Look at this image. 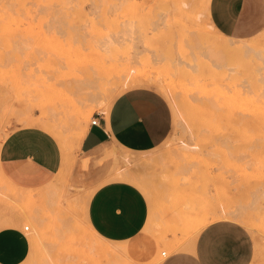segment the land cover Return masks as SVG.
Wrapping results in <instances>:
<instances>
[{
    "label": "rangeland",
    "instance_id": "1",
    "mask_svg": "<svg viewBox=\"0 0 264 264\" xmlns=\"http://www.w3.org/2000/svg\"><path fill=\"white\" fill-rule=\"evenodd\" d=\"M185 1L188 4L181 3ZM200 1L207 2L0 0V140L8 129L32 126L22 121L27 115L50 114L68 131L64 140L47 131L62 151L66 172L59 180L54 176L38 189L20 190L0 177V192L30 196L20 202L0 193V227L19 223L23 230L29 226L30 252L22 264H152L154 258L164 256L162 252L171 255L184 244L183 249L204 212L219 213L223 207L249 230L256 264H260L264 249V59L250 52L233 60L226 57L223 67L225 63L234 67L232 73L209 60L207 47L218 37L212 34L207 7L195 9ZM231 39L230 43L255 41L264 46V25L251 35ZM180 63L190 75H184ZM174 64H179V70ZM141 72L166 85L165 91L154 84L136 85L155 89L168 102L172 126L166 139L145 152L121 150L114 144L81 152L80 130L113 97L133 88L123 82ZM195 78L205 89L193 87ZM103 84L110 89L108 95L99 91ZM44 101L48 103L42 106ZM121 155L130 157L129 164ZM90 156L87 168L81 166ZM110 181L143 184L153 192L147 222L152 221L151 228L143 238L113 242L97 237L88 220V204L94 187ZM54 192L57 201L53 204L49 200ZM81 193L85 202L78 205ZM27 209L37 211L39 224L26 216ZM171 211L175 216L182 213L183 226L175 221L180 216L173 217ZM64 221L71 226L61 230ZM118 244L128 245L132 261L124 256L110 259Z\"/></svg>",
    "mask_w": 264,
    "mask_h": 264
},
{
    "label": "crops",
    "instance_id": "2",
    "mask_svg": "<svg viewBox=\"0 0 264 264\" xmlns=\"http://www.w3.org/2000/svg\"><path fill=\"white\" fill-rule=\"evenodd\" d=\"M207 11L212 24L229 38L235 35H251L264 25V0H230L227 15L221 10L220 0H209ZM146 92L159 96L169 112L167 127L162 123L155 133L145 130L139 118L135 116V101L142 98ZM95 116L98 120L97 124L90 123L85 128L84 137L79 144L81 152H91L108 144H114L125 151L145 152L160 145L168 136L172 126V113L165 97L155 89L144 86L135 85L119 93L112 100L107 113L96 112L93 117ZM30 131L31 126L7 130V135L5 134L0 140V171L4 178L17 188L33 190L46 185L57 175L62 165V151L59 149V157L53 158L42 149L33 146L29 154L25 145L32 143L28 135ZM6 141L8 146L4 147ZM91 159V156L84 158L81 166L87 168ZM94 188L98 191H94L89 201L87 216L95 232L100 237L113 242L129 241L138 237L148 222L149 206L147 204L144 206L142 223L140 199L123 196L129 188V183L102 182ZM116 192L121 193L126 208L125 216L119 221L112 220L107 215V208ZM220 220L231 221V219ZM246 230L250 243H241L239 254L233 248L226 251L223 256H211L206 259H243L246 255L254 254V241L249 230L247 228ZM27 232L21 229L19 223L0 227V264H22L26 260L30 252ZM191 251L195 256L194 247Z\"/></svg>",
    "mask_w": 264,
    "mask_h": 264
},
{
    "label": "snow or ice",
    "instance_id": "3",
    "mask_svg": "<svg viewBox=\"0 0 264 264\" xmlns=\"http://www.w3.org/2000/svg\"><path fill=\"white\" fill-rule=\"evenodd\" d=\"M220 3L222 12L227 15V6L230 4V0H220ZM134 107L135 116L139 118L142 127L148 132H157L162 123L167 127L170 119L169 112L162 104L159 96L146 92L142 95V98L135 101ZM109 119L111 121V115ZM28 135L32 142L31 145H25L29 154L34 146L42 149L53 158L59 157V143L46 129L41 127L39 122L31 126V131ZM7 146L8 141L4 144V147ZM185 148H187V145H185ZM128 183L129 188L123 193V196L125 198L140 199L141 222L143 223L144 206L145 204L149 207L153 206L154 194L150 189H146L143 184H133L130 181ZM94 190L98 191V189ZM125 214L126 208L122 202L121 193L116 192L113 195L110 206L107 208V215L112 220L119 221ZM150 228L151 224L149 222L141 230L140 237L143 238L150 231ZM28 235L30 239V233ZM245 242L250 243V238L247 237V230L240 221H221L209 218L199 223L183 249L175 251L171 255L165 253L163 257H156L152 261V264H256L255 254L251 256L246 255L243 259H206V257L211 256H223L226 251H230L233 248L239 254V246ZM193 247L195 249V256H193L191 251ZM260 264H264V249L261 251Z\"/></svg>",
    "mask_w": 264,
    "mask_h": 264
},
{
    "label": "bare ground",
    "instance_id": "4",
    "mask_svg": "<svg viewBox=\"0 0 264 264\" xmlns=\"http://www.w3.org/2000/svg\"><path fill=\"white\" fill-rule=\"evenodd\" d=\"M208 1L209 0H207V2H206V4H204V2H202V1H200V2H198L196 5H195V9H199V8H202V6H205V7H207V9H208ZM182 4H188V2H181ZM12 9V8H11ZM29 9V8H28ZM192 9H193V7H192ZM206 9V10H207ZM16 13H18V12H16ZM207 14H208V11H207ZM208 18H209V15H208ZM12 19V18H11ZM10 19V20H11ZM5 20H6V18H5ZM209 20V23H210V25L212 26L211 27V30H212V34H217V39L215 40V42L210 46V48L209 47H207L208 48V50H207V57H208V59L209 60H211L212 62H214V63H216V64H218L221 68H223V69H225V70H227V71H232V70H234L233 68H230V67H228V66H225L226 65V63H225V65H224V67H223V64L224 63H222V62H224L223 60L226 58V57H229V59H231L232 58V60H233V57L234 56H243V55H245L246 53H248V52H250L251 53V55H253L254 57H256V58H261V59H264V46H261V45H259V44H257V42H255V41H252V42H238L237 40L236 41H233L234 43H230L229 41L230 40H233V39H231V38H229L228 36H226L225 34H223V33H221L220 31H218V29L212 24V22L210 21V18L208 19ZM7 21V20H6ZM8 22V21H7ZM10 22V21H9ZM13 22V21H12ZM11 22V23H12ZM252 40V39H251ZM211 44V43H210ZM248 55V54H247ZM207 59V60H208ZM227 61V60H226ZM225 61V62H226ZM190 62V61H189ZM231 63H233V61L231 62ZM236 63V62H235ZM175 64H176V62H175ZM174 64V65H175ZM181 64V63H180ZM213 64V63H212ZM230 64V63H229ZM177 65H179V64H177ZM177 65H175V66H177ZM182 65V67L180 68V66H177L175 69H177L178 67L180 68V70L182 69L183 70V72H185L184 73V75L185 74H189L190 75V72L191 71H187V67L186 66H183V64H181ZM215 65V64H214ZM213 65V66H214ZM173 66V65H172ZM175 66H173V67H175ZM194 66V65H193ZM208 66V65H207ZM216 66V65H215ZM257 66V65H256ZM236 67H238V66H236ZM148 68V67H147ZM179 68H178V70H179ZM188 68H190V70H191V68H193L192 67V65L190 64V66H188ZM217 68V67H216ZM228 68V69H227ZM186 69V71H184ZM232 69V70H231ZM177 70V71H178ZM200 71V70H199ZM235 71V70H234ZM130 72V71H129ZM229 72V73H230ZM233 72V71H232ZM231 72V73H232ZM178 75L180 76V73H178ZM182 75V74H181ZM151 76V75H150ZM149 75H147V74H144V72H141V73H136L135 75H133V76H129V77H127L128 79V81L125 79V81L123 82V83H126V84H128V82L131 84V86H135V85H138V84H154L155 86H157L158 88H160L161 90H163V91H165V89H166V85L165 84H162V83H158V82H155L154 80H152V78L150 77ZM119 80V79H118ZM157 80V79H156ZM199 81H200V79L199 78H195V81H194V85H193V87H199L200 85H202V84H199ZM105 83V82H104ZM112 83V81L108 84V86H110V84ZM103 85H105V86H103V87H101V85H100V87H101V89L99 90L100 91V93H101V95H106L107 93H109V91H110V89H109V87H107L106 86V84H103ZM131 86H129V87H131ZM202 87L205 89V87H204V84L202 85ZM68 89V88H67ZM66 91H68V90H66ZM190 91V90H189ZM99 93V92H98ZM168 93H169V91H168ZM108 95V94H107ZM116 95V94H115ZM118 95V94H117ZM116 95V96H117ZM115 96V97H116ZM115 97H113L105 106H103V112H105V113H107L108 111H109V108H110V104H111V102H112V100L115 98ZM32 102V101H31ZM44 103V104H43ZM47 103L48 102H46V101H44V102H41V105L42 106H44V105H47ZM103 103V102H102ZM12 108V107H11ZM16 111V110H15ZM48 113V112H47ZM46 113V114H47ZM83 112H79V114H82ZM25 114V113H24ZM84 114V113H83ZM86 114V113H85ZM209 114V113H208ZM25 116H26V114H25ZM50 116V114L47 116H45V114H44V116H37V117H31L30 115H27L26 117H25V119L24 118H22V121L23 122H25L26 124H30V125H34V124H36V123H40V125H41V127L42 128H44V129H46L47 131H49L50 133H52L54 136H57L58 138H60L61 140H64V138H65V136L67 135V133L66 132H68L67 130H63V127H62V129L60 128V126L54 121L55 119H52L51 117H49ZM84 116V115H83ZM212 116V115H211ZM23 117H24V115H23ZM84 118V117H83ZM20 119V118H19ZM79 129H80V127H79ZM65 133V134H64ZM84 134H85V129H81L80 130V133H79V136L77 137V138H79L80 140H82V138L84 137ZM7 135V134H6ZM69 135V134H68ZM3 137H5V136H3ZM67 137V136H66ZM69 140H70V138H69ZM62 143H63V141H62ZM118 157V156H117ZM121 157V160L122 161H124L125 163H128L129 162V159H130V157L129 156H126V155H121L120 156ZM176 159V158H175ZM120 160V159H119ZM138 163V165H139V162H137ZM164 163V162H163ZM129 164V163H128ZM137 165V164H136ZM180 166H181V164H180ZM70 168V167H69ZM138 168H139V166H138ZM144 168V167H143ZM146 169H147V167H146ZM114 170V169H113ZM182 170V169H181ZM64 171H65V166H64V164L62 163V165H61V167H60V169H59V172L57 173V175L54 177V179H58V178H60L61 176H62V173H64ZM114 171H116L117 173L120 171V169H116V170H114ZM183 171V170H182ZM66 172V171H65ZM182 173V172H181ZM186 173V172H185ZM163 176V175H162ZM0 177L2 178V179H4L5 180V178H4V176L1 174V171H0ZM179 177V176H178ZM182 177V176H181ZM180 177V178H181ZM154 178V177H153ZM179 178V179H180ZM184 178V177H183ZM1 179V180H2ZM3 180V181H4ZM59 180V179H58ZM5 182V181H4ZM6 184H9L8 182L6 183ZM50 185V184H49ZM51 185H53V184H51ZM67 186H68V184H67ZM8 187V191H10L9 190V185L7 186ZM51 187V186H50ZM56 188H57V186H55ZM3 188V187H2ZM1 188V189H2ZM11 188V187H10ZM4 189V188H3ZM20 190H31V189H22V188H19ZM52 189V188H51ZM5 190H7V189H5ZM12 191H14V190H12ZM11 192V191H10ZM34 192V191H33ZM61 192V191H60ZM2 195H4V196H6L9 200H12V201H20V202H23V200H24V198H28V197H30V196H27L26 195V197H25V195H23V194H21V192L19 191V193L18 192H14V193H11V194H5V193H3V192H0ZM40 193V192H39ZM42 193V192H41ZM49 193V192H48ZM43 194H45V193H43ZM54 196H52V198H50V199H52V202H51V200H49V202L50 203H53V202H56L57 201V195H56V193L54 192V193H52ZM34 195V194H33ZM38 195H40V194H38ZM175 195V194H174ZM3 196V197H4ZM41 197H43V196H41ZM51 197V196H50ZM44 198V197H43ZM49 198V197H48ZM74 197H72V199H73ZM167 198H169L168 196H167ZM186 198V197H185ZM193 198V197H192ZM169 199H171V198H169ZM188 200H189V198H187ZM26 200V199H25ZM45 200H46V198H45ZM69 200V199H68ZM194 200V199H193ZM48 201V200H47ZM75 200H73V202H74ZM171 201V200H170ZM77 202H78V205L80 204V203H82V202H85V195L83 194V193H81L79 196H77ZM29 203V202H28ZM72 203V202H71ZM54 204V203H53ZM56 204V203H55ZM75 204V203H74ZM185 204H186V202H185ZM77 205V204H76ZM27 206H28V204H27ZM69 206V205H68ZM165 206V205H164ZM173 206V205H172ZM18 207H19V205H18ZM20 208V207H19ZM177 208V207H176ZM175 208V209H176ZM224 208V207H223ZM221 209V211L219 212V213H212V214H210L209 215V213L208 212H204L203 213V215H202V217H200V218H197V220H198V223L196 224V225H194V223H195V220H194V223L193 224H190L191 226H193L194 225V227L196 228L198 225H199V223H201V222H203L204 220H206V219H209V218H211V219H213V220H220V219H235L236 220V218H235V216H233V214H235V213H233L232 214V212H229V211H226L225 209ZM228 209H229V207H228ZM20 210H21V208H20ZM51 210V209H50ZM55 210V209H54ZM230 210V209H229ZM159 211V210H158ZM157 211V212H158ZM177 211V209L174 211V212H176ZM231 211V210H230ZM157 212H156V215H158L157 214ZM173 212V213H174ZM235 212V211H234ZM63 213V212H62ZM163 213H164V211H163ZM172 213V211H171V215L173 214ZM178 213V212H177ZM181 213V212H180ZM236 213H238V212H236ZM25 214H26V216L27 217H30V218H32V220L35 222V225H37V224H39V222H40V220H41V218H39V216H38V213H37V211L36 210H31V209H27V210H25ZM69 214V213H68ZM161 214V213H160ZM169 213H168V216L170 215ZM182 214V213H181ZM180 214V215H181ZM239 214V213H238ZM264 214V213H263ZM162 215V214H161ZM160 215V216H161ZM179 215V214H178ZM178 215H176V216H178ZM179 215V216H180ZM241 215V214H240ZM164 216H166L165 214H164ZM175 216V213H174V215H173V217H176ZM171 217V216H170ZM183 217V219L182 220H184V216H180V217H178V218H176L175 219V221H178V222H181V224L183 223V221H179V218H182ZM194 218V217H193ZM63 219V218H62ZM164 219V218H163ZM64 220H67V219H64ZM167 220H169V218H167ZM174 220V219H173ZM181 220V219H180ZM186 220V219H185ZM174 221V222H175ZM190 221V220H189ZM70 222V221H69ZM168 223V222H167ZM171 223H172V221H171ZM245 224V223H244ZM68 225V222H66V221H64V222H62V225H60L61 227H60V229L61 230H66V228L68 229V228H70L69 227V225L71 226V224L69 223V225H68V227H66ZM178 225V224H177ZM177 225H176V227H177ZM26 226V225H25ZM179 226V225H178ZM182 226H183V224H182ZM184 226H187V225H184ZM191 226H189V228L191 227ZM37 226H35V229H37L36 228ZM168 227H169V225H168ZM175 227V226H174ZM193 227V228H194ZM183 228V227H182ZM187 228H188V226H187ZM188 228V229H189ZM195 228H194V230H195ZM187 230V229H186ZM193 230V231H194ZM185 231V230H184ZM251 231V230H250ZM181 232V231H180ZM258 233V232H257ZM262 235V234H261ZM189 236V235H188ZM255 236V235H254ZM97 237H100V236H98L97 235ZM173 237H175L174 235H173ZM187 237V236H186ZM101 238V237H100ZM259 238V237H258ZM175 239L173 238V241H174ZM187 240V239H186ZM260 240V239H259ZM180 241V240H179ZM179 241H177V242H179ZM183 241V240H182ZM181 241V242H182ZM264 243V242H263ZM180 244V243H179ZM183 244V243H182ZM184 245V244H183ZM183 245H180L181 247L183 246ZM118 247H116V248H113V250H111V252H110V255H111V257H110V259H114V261L116 260L115 258H117V260L119 259V258H121V257H125L126 259H128V260H130V261H132L130 258H129V248H128V245L127 244H118L117 245ZM179 246V245H178ZM181 247L179 248V249H181ZM261 247V246H260ZM184 248V247H183ZM257 248V247H256ZM178 249V250H179ZM258 250V249H257ZM256 250V251H257ZM175 251H176V249H175ZM260 251V250H259ZM166 253V252H165ZM256 257V256H255ZM260 257V256H259ZM123 259V258H122ZM259 259V258H258ZM120 263V262H119Z\"/></svg>",
    "mask_w": 264,
    "mask_h": 264
},
{
    "label": "built area",
    "instance_id": "5",
    "mask_svg": "<svg viewBox=\"0 0 264 264\" xmlns=\"http://www.w3.org/2000/svg\"><path fill=\"white\" fill-rule=\"evenodd\" d=\"M97 121H98V120H97V118H96V116H95V117L92 118V120L90 121V123H91L92 125H96V124H97ZM23 230H24V231H28V230H29V226H27V225L24 226V227H23ZM164 254H165V252H162V255H164Z\"/></svg>",
    "mask_w": 264,
    "mask_h": 264
}]
</instances>
